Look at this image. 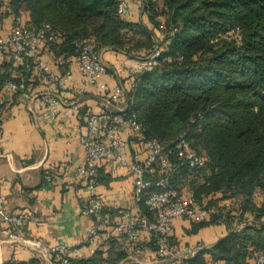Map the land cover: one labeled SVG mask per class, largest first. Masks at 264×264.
Listing matches in <instances>:
<instances>
[{"label": "trees", "instance_id": "16d2710c", "mask_svg": "<svg viewBox=\"0 0 264 264\" xmlns=\"http://www.w3.org/2000/svg\"><path fill=\"white\" fill-rule=\"evenodd\" d=\"M11 4L13 13H1L0 22L11 18L14 27L20 16L31 29L50 24L60 38L47 46L55 62L65 59L63 69L85 39L97 52L111 48L131 58H144L163 47L158 64L140 72L135 86L127 89L129 106L123 112L125 117L135 115L142 125L139 133L128 131L129 145L130 138L139 145L156 140L169 151L172 170L165 173L156 166L148 176V192L172 188L195 197L209 217L192 222L187 232L225 226L226 235L210 246L202 245L192 264H255L264 255V0H142L148 23L119 15V0H11ZM38 56L15 64L5 54L0 92L9 80L25 84L16 93L37 84L31 78L33 70H39ZM182 134L205 157L202 167L192 168L178 157L175 141ZM98 174L99 170L96 182ZM160 179L164 185H157ZM140 205L143 214H149L145 202ZM97 255L70 261L100 264ZM3 264L43 262L32 258Z\"/></svg>", "mask_w": 264, "mask_h": 264}, {"label": "crops", "instance_id": "0c3cea01", "mask_svg": "<svg viewBox=\"0 0 264 264\" xmlns=\"http://www.w3.org/2000/svg\"><path fill=\"white\" fill-rule=\"evenodd\" d=\"M130 9L129 20L148 23L142 1H132ZM11 24V18L3 19L0 34H8ZM100 54L109 67L102 82L109 88L122 83L128 89L130 73L140 68L143 58H131L111 48L102 49ZM38 58L50 63L52 73L64 72L56 65L49 46L40 50ZM4 63L0 55V66ZM68 65L71 75L64 88L43 83L40 71L33 70L31 80H36L37 84H31L27 91L0 92L4 100L0 110V197L9 211H24L37 219L22 227V236L39 239L46 246L65 244L80 248L82 255H75L73 259L94 258L96 252L100 264H178L181 255L197 253L202 245L210 246L225 236L227 231L223 224L204 226L191 233L187 232L193 226L191 221L175 219L170 238L174 255L165 258L159 256L150 241L151 235L145 232L141 233V238L146 247L135 255L125 237L108 239L103 231L85 242L93 218L81 211L90 183L88 178L77 175V168L85 158L81 136L86 132L87 115L100 113L104 98L98 87L84 83L74 58L69 59ZM55 93L61 96L63 103L59 115L51 118L47 99ZM126 106L121 103L116 109L120 111ZM124 134L129 137L128 130ZM130 146L132 152L142 150L131 138ZM98 170L95 191L106 213L117 220L122 211L135 206L134 176L129 169L113 162L100 163ZM46 175L51 176L50 181ZM6 228L0 217V264L36 258L35 250L29 245L19 239L8 240ZM51 258L52 262L48 259L42 261L43 264H59L57 257Z\"/></svg>", "mask_w": 264, "mask_h": 264}, {"label": "built area", "instance_id": "2783aa9c", "mask_svg": "<svg viewBox=\"0 0 264 264\" xmlns=\"http://www.w3.org/2000/svg\"><path fill=\"white\" fill-rule=\"evenodd\" d=\"M132 1L142 0H119L118 13L122 17L130 14ZM13 13L11 0H0L1 13ZM1 27V22H0ZM163 25H160V29ZM60 38L50 24L46 23L40 28L31 29L24 26L20 16L16 17L15 26L6 35L0 34V52L4 58L9 54L15 64L27 59L34 58L39 51L48 43L55 42ZM164 49L157 46L149 55L144 57L140 68L131 71L129 87L135 86V77L145 69L158 64V58ZM78 72L86 85L98 87L103 93V104L100 113H89L86 118V132L81 136V142L85 148V158L81 166L77 168V175L89 179L88 197L82 206V214L93 218V225L88 231L85 242L93 240L103 231L106 238L114 239L125 237L132 253L139 254L145 247L146 242L141 238V233L151 235L150 241L156 247L160 257L174 255L173 247L169 242L172 235L173 221L175 219H187L194 223L207 221L208 211L203 208L191 194L180 195L175 189L169 188L159 192L149 193L151 180L148 176L155 173V167L159 166L162 171L168 173L172 170V164L168 159L169 151L156 140H146L141 145V152H132L125 130L139 133L142 125L136 120L135 115L125 117L124 110L116 109L121 103L126 102L127 87L118 83L113 88L107 87L101 80L102 76L109 72L108 65L102 60L100 52H97L89 39L82 41L80 51L75 56ZM63 57L56 59V65L64 66ZM41 74V80L47 85H55L64 88L68 82L71 69L66 67L60 75L52 73L50 63L39 59L37 62ZM25 89L23 82L17 83L9 80L3 86V92H17ZM4 100L0 97V106ZM50 109V117L59 115L60 106L63 103L61 96L52 94L47 99ZM116 109V112H115ZM178 157L187 162L190 167H202L205 157L197 154L190 146L185 134L180 135L175 141ZM113 162L120 167L129 169L134 176V200L135 206L119 214L117 220H112L104 210V205L95 191V177L99 164ZM45 178L50 181L51 176ZM165 180L160 179L157 185H164ZM149 195L144 199L146 194ZM144 201L149 214H143L140 203ZM0 217L7 228L5 230L8 240L19 239L29 245L36 252V258L41 261L57 257L60 264H71L70 259L75 255H82L80 248L69 247L65 244L46 246L39 239L23 237L22 227L36 222V218L24 211H9L4 199L0 197ZM195 252L185 253L178 257V264H192L191 259ZM255 264H264V255L256 259Z\"/></svg>", "mask_w": 264, "mask_h": 264}, {"label": "water", "instance_id": "95a60500", "mask_svg": "<svg viewBox=\"0 0 264 264\" xmlns=\"http://www.w3.org/2000/svg\"><path fill=\"white\" fill-rule=\"evenodd\" d=\"M128 106H129V102L127 103V106H126V108H128Z\"/></svg>", "mask_w": 264, "mask_h": 264}]
</instances>
